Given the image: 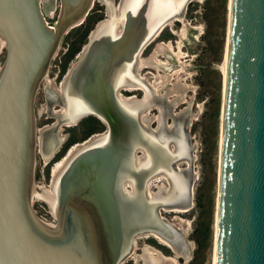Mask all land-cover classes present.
I'll use <instances>...</instances> for the list:
<instances>
[{"label":"water","instance_id":"water-1","mask_svg":"<svg viewBox=\"0 0 264 264\" xmlns=\"http://www.w3.org/2000/svg\"><path fill=\"white\" fill-rule=\"evenodd\" d=\"M102 1L109 18L91 35L61 92L42 86L43 111L55 117L39 131L43 160L65 138L58 136L59 124L84 115L105 124V134L59 169L52 198L46 189L34 190V98L63 35L83 23L93 0H58L52 23L40 0H0V264H120L135 235L144 232L157 235L182 258L190 256L182 234L159 211L190 204L194 145L187 127L198 106L190 112L191 94L187 106L172 113L183 98L182 85L173 82L155 94L136 75L141 47L163 22L180 19L188 0H120L117 17L111 0ZM119 87H140L142 97L122 100ZM53 103L63 112H52ZM150 105L159 108L154 132L148 117L142 118L144 126L138 122V113ZM221 117L213 264H264V0L229 2ZM136 149L143 151L137 161ZM180 160L187 166L176 169ZM155 174L168 188L161 185L147 197L145 182ZM32 198L46 202L53 225L37 218Z\"/></svg>","mask_w":264,"mask_h":264},{"label":"rangeland","instance_id":"rangeland-1","mask_svg":"<svg viewBox=\"0 0 264 264\" xmlns=\"http://www.w3.org/2000/svg\"><path fill=\"white\" fill-rule=\"evenodd\" d=\"M118 1L113 4L118 3ZM57 5L58 0H56V8ZM189 9L192 11L191 15L189 14ZM103 11L104 7L101 1L94 0L88 15V18L90 17L93 19V22H90V29L94 26L97 19L103 17ZM55 14L56 11L46 16V21L52 23ZM187 14L189 15L186 17V22L184 21L188 28L183 48L185 57L181 60L182 62L185 61L184 63L186 66L181 73L176 75L177 77H175V79L178 80L181 78V82L188 86L184 95L186 104H188V99L192 94L191 112L194 113L197 106H199L196 116H189L191 121L190 125L187 127L189 145H192V143L194 145V148L191 150V155L193 156L192 173H194V178L190 184V202L192 205L190 204V208L185 212L181 211L182 213L180 214L170 211H167L168 213L161 211V215L174 223L175 226H181L183 231L182 236L189 246L190 256L188 258L184 259L181 255L177 254V261L179 264H213L217 170L220 154V124L223 100V74L221 66L223 64L224 49L227 39L228 0H201L200 2H192V6L189 4L187 6ZM82 26L83 25L71 29L63 35L55 54L49 62L47 77L52 78L56 73V81H58L62 73L66 70L68 63L74 60L75 53L80 50L82 43H84L86 39L75 45L77 50L72 54L73 56L68 57L67 52L70 43L82 30ZM0 50L1 63L4 57V48L1 47ZM61 65L63 66L62 69ZM41 85L42 82L34 98L35 111L37 109L39 110L44 102ZM44 113L46 112L35 115L36 128L43 127L53 122L51 118L46 119ZM88 118H92L96 121V129L91 135L100 132L104 128L94 117H85L77 124L63 128L62 133L65 135L68 134V136L62 148L66 146V150L68 147H71L70 145H74L75 142L81 143L80 141L85 138V136H83V126L89 124L88 121H86ZM168 120H170V118ZM72 138L74 139L71 140ZM170 148H172V145H170ZM59 153L60 152H58L47 165H44V161L41 159L42 157L39 158V156L35 154L33 176L34 182H36L37 185L47 187L50 184V169H52V163L56 161V159L58 160L63 154L58 156ZM186 163L184 161V164L182 163L178 166L183 168L187 166ZM165 184L167 185L168 183L165 182ZM47 206L48 205L41 200L35 199V201H32L34 213L45 219H49V216L46 214V210H48ZM150 238L152 239L150 236L148 238L149 240H145L147 245L149 244L160 249L164 254H173L172 250L170 251L166 246L158 245L154 240H150ZM144 239L145 238L140 240L137 239L136 246L140 247L141 245H145L142 244L145 243L143 242ZM135 248L133 251L139 254L141 250L137 251ZM126 258L127 257L123 259V261L127 262L124 264H131L133 260L130 262L127 261Z\"/></svg>","mask_w":264,"mask_h":264},{"label":"bare ground","instance_id":"bare-ground-1","mask_svg":"<svg viewBox=\"0 0 264 264\" xmlns=\"http://www.w3.org/2000/svg\"><path fill=\"white\" fill-rule=\"evenodd\" d=\"M197 2H200L201 0H196ZM112 2V0H111ZM229 2L230 0H228V14H229ZM186 4V3H185ZM40 6H41V10L43 11V15L46 17V16H49L50 14L54 13L57 8H56V0H40ZM118 6V5H117ZM112 7H113V12H114V16L117 17V13L115 12V8H114V4L112 2ZM169 19H173L172 17L169 18ZM168 19V20H169ZM181 19V18H180ZM46 20V18H45ZM178 20V19H177ZM167 21V20H166ZM165 21V22H166ZM103 21H100L96 26L95 28L91 31L90 35H89V39L91 37V35L94 33V31L96 30L97 26L102 23ZM164 23V22H163ZM162 23V24H163ZM171 23V22H170ZM161 24V26H162ZM119 25L120 23L117 22V28H119ZM116 28V34L117 30ZM187 25L186 23L182 20V24H181V29L177 32L179 38L178 39H183L184 36L186 35V32H187ZM227 37H228V25H227ZM86 46V45H85ZM84 46V48H85ZM181 46H182V41H178L177 44H176V47L174 48L172 46V44L170 42L168 43H161V44H158L156 47H154V50L152 51V54L150 55L149 58L147 59H142V64L143 65H146V66H150V67H154L156 68L157 67V63H161V61L158 59V56L163 54L164 52V49H169V50H173L176 57L179 59V60H182L184 57H185V53L181 50ZM3 47V46H2ZM83 48V49H84ZM226 48H227V39H226V43H225V49H224V56H223V64H222V74H223V82H222V88H223V95H224V84H225V64H226ZM173 54V53H172ZM79 58V57H78ZM176 59V58H175ZM178 60V61H179ZM138 61V59H137ZM1 65V64H0ZM73 67V66H72ZM184 69V65L183 63L179 66V68L177 70H175L173 73L171 74H161V73H157L153 78L152 80V85L154 90L157 91L158 93L160 92V90L163 88V86L165 84H168V82H172V78L175 77L176 75H178L179 73H181V71ZM70 71V70H69ZM48 75L46 74L44 77H43V80H42V83L44 82V85L45 84H51L53 89L55 88L54 87V81L52 80V78H49L47 77ZM67 77V76H66ZM65 77V78H66ZM182 77V76H181ZM175 82V81H173ZM178 83V82H177ZM181 84V83H180ZM183 84V85H182ZM182 87L184 89V95H185V91H186V88H188V86L185 84V83H182ZM63 83L58 87V84H57V89H54L55 92L57 93H60L61 92V87H62ZM147 85V84H146ZM148 86V85H147ZM149 87V86H148ZM150 88V87H149ZM151 89V88H150ZM152 91V89H151ZM153 93V91H152ZM156 94V93H155ZM184 95H183V98H184ZM169 96V95H168ZM170 96L174 97L175 96V93H172ZM169 96V97H170ZM182 98V99H183ZM166 99H167V96H166ZM181 99V101H183ZM185 99V98H184ZM123 100V99H122ZM61 105H56V103H53L51 104V111L52 112H55V113H61L63 112L64 108L63 106H61L60 109H57L58 107H60ZM151 106V105H150ZM149 106V107H150ZM148 107V108H149ZM43 108H44V104L41 106V108L37 111H35V115H39L41 113H43ZM147 108V109H148ZM156 108L159 110L158 106H156ZM222 108V107H221ZM146 109V110H147ZM198 109H199V106H198ZM145 110V111H146ZM150 114V113H148ZM147 112H144L143 111V114L142 116L140 117V120L142 121V118L143 117H148L149 118V122L150 121H155L157 122V114L156 115H148ZM221 114H222V109H221ZM190 116V115H189ZM188 116V118H189ZM54 117V116H53ZM37 118V117H36ZM55 118V117H54ZM222 118V117H221ZM190 121H191V118H190ZM143 122V121H142ZM149 122H148V125H149ZM64 124V123H62ZM74 124V121L73 122H70V123H65V125H73ZM52 126V125H51ZM64 126V125H63ZM63 126L61 124L58 125V136L59 134L63 131L62 128ZM49 126H46L45 128H47ZM43 130L42 128H38L37 127V131H36V134H37V137H36V149H37V155L39 153L38 151V135H39V131ZM151 131H156V130H151ZM105 134V132H102V133H96V134H92L88 139H86L85 141L81 142V143H75L74 145H71V147H69V149L67 150V152L65 153V155H63L57 162H55V164L53 165V167H51L52 169L51 170V180H50V184L46 187V186H43V185H37L36 182H33L34 183V190L39 193V194H42V189H46L48 194L54 198V195L52 194V192L50 191V187L52 185V182H53V179L55 178L57 172L59 171V169L64 165V163L70 158V156L76 151L78 150L79 148L83 147L84 145L88 144L89 142H91L92 140L100 137L101 135ZM60 137V136H59ZM59 147V146H58ZM57 150V149H56ZM55 150V151H56ZM137 150V149H136ZM135 150V151H136ZM141 150V149H139ZM135 151H134V158H135ZM142 151V150H141ZM219 151H220V143H219ZM142 154H143V151H142ZM52 156V155H51ZM51 156L47 159V160H43L44 162H48L49 159L51 158ZM135 161L136 158H135ZM179 164L180 163H184L182 161H179L178 162ZM178 164V165H179ZM196 175V174H195ZM194 178V177H193ZM166 180L165 178L161 175V174H155L153 176H151V178L149 177L146 182H145V193H146V196L149 197L150 194L152 192H156L157 189L163 185L166 189L168 188V184L166 185L165 184ZM125 190H129L131 187H130V184L128 181H124L123 182V186H122ZM154 189V190H153ZM190 189H191V186H190ZM191 195V194H190ZM192 197V196H191ZM35 199H38V200H41L39 198H32L31 201H35ZM43 201V200H41ZM44 202V201H43ZM46 203V202H45ZM190 204L192 205V203L190 202ZM190 204L184 208V209H177V208H171V209H165V208H162L160 209V217H162L163 219H165L167 222H169V224H171L173 227H175L182 235H183V231L181 229V226L180 227H177L175 226L174 223L170 222L168 219H166L164 216L161 215V211H164V212H167V211H170V212H173V213H182V212H185L187 211L189 208H190ZM48 208V214H50L51 218H53V220H47V219H43L39 216H37L35 213V215L37 216V218L45 223H48V224H51L53 225L54 222H55V219L49 209V207L47 206ZM33 209V208H32ZM182 211V212H181ZM34 212V211H33ZM168 213V212H167ZM164 220V221H165ZM215 224H216V215H215ZM215 227V226H214ZM149 235H154L156 236V238L161 242V243H164V244H167L166 242H164L162 239H160L157 235L153 234V233H149V232H144V233H138L135 235V238H134V246L133 248L130 250L129 254L126 256V260L128 259V257L130 256L131 260H133L134 264H179L178 261H177V254L174 252L173 248L170 246V248L173 250V254L168 256V255H163L159 250H157L155 247H152L150 245H141L142 247L138 248L139 250H141V252L138 254L136 253V251H133L134 247L136 246V241L137 239L140 240L142 238H145V237H148ZM156 239V240H157ZM157 240V241H158ZM158 241V242H159ZM159 242V243H160ZM214 242H215V236H214ZM166 245V246H167ZM138 247V246H137ZM213 263H214V254H213Z\"/></svg>","mask_w":264,"mask_h":264},{"label":"flooded vegetation","instance_id":"flooded-vegetation-1","mask_svg":"<svg viewBox=\"0 0 264 264\" xmlns=\"http://www.w3.org/2000/svg\"><path fill=\"white\" fill-rule=\"evenodd\" d=\"M94 1V0H93ZM101 1V4L103 5V7H104V11H103V17L102 18H100V19H97V21H96V23L94 24V26H96L100 21H105V20H107L108 18H109V10H108V8H107V6H106V9H105V3L102 1V0H100ZM116 1H118V0H112V2L114 3V2H116ZM196 0H188L187 2H186V4L184 5V9H183V14H182V17H181V19H179V18H177V17H172L173 19H169V20H167L166 22H164L163 24H162V26H160L158 29H157V31L153 34V36L141 47V49H140V51L138 52V55H137V59H138V61H136V75L145 83V84H147L151 89H152V91H153V93H156V94H160V93H163L164 91H166L170 86H171V84L173 83V81H175V82H178V83H181L182 84V82H181V78L180 79H175V77H177V76H175V77H173L172 78V82H168V84H165L164 86H163V88L160 90V92L158 93L157 91H155L154 90V88H153V86H151L152 85V80L154 79L153 77L157 74V73H161V74H171V73H173L175 70H177L178 68H179V66L183 63V65H184V68H185V61L184 62H182L181 60H179L177 57H176V55H175V53H174V51L173 50H169V49H164V52H163V54H161V55H159L158 56V59L161 61V63H157L156 65H157V67L156 68H154V67H150V66H146V65H143L141 62H142V59H147V58H149L150 57V55L152 54V51L154 50V47H156L158 44H165V43H168V42H170L171 44H172V46L175 48L176 47V44H177V42L178 41H182V46H181V50L183 51V52H185L184 51V40H185V38H186V35L184 36V38L183 39H178L179 38V36H178V34H177V32L181 29V24H182V20L183 21H185L186 20V17L190 14H192L191 12V9H189V14H187V6H188V4L190 5V6H192V2H195ZM197 2V1H196ZM119 4H120V0L118 1V3H115L114 4V8H115V12L117 13L118 12V7H119ZM92 5H93V3H92ZM118 5V6H117ZM92 7V6H91ZM105 10H106V12H105ZM56 13H57V10H56ZM89 13H90V11H89ZM89 13H88V15H89ZM118 14V13H117ZM187 14V15H186ZM88 15L86 16V17H88ZM55 16H56V14H55ZM118 16V15H117ZM90 18V17H89ZM91 19V18H90ZM178 19V20H177ZM91 22H93V21H91ZM171 22V23H170ZM186 22V21H185ZM85 23V24H84ZM86 24H87V21H86V18L84 19V21H83V23L81 24V25H83L82 26V28L83 27H85L86 26ZM90 22L88 23V25H89V28H88V30H87V32H86V34H85V37H84V40L86 39V41L84 42V43H82V46H81V48H80V50L79 51H75L74 53H75V55H74V60H72L70 63H68V66H67V68H66V70L62 73V75H61V78L58 80V81H56V78H57V74L55 73V75L52 77V80L54 81V89H57L62 83H64V81H65V77L67 76V74L69 73V70L72 68V66L75 64V62L78 60V57L80 56V54L82 53V51H83V48H84V46L88 43V41H89V35H90V33H91V30L92 29H94L95 27L93 26L91 29H90ZM81 25H79V26H81ZM79 26H77V27H79ZM178 26H179V29H178ZM76 28V27H75ZM72 29H74V28H72ZM119 29V30H118ZM71 30V29H70ZM117 33L119 34L120 33V30H121V27H120V25H119V28H117ZM173 53V54H172ZM73 56V55H72ZM176 58V59H175ZM179 60V61H178ZM185 60V59H184ZM141 61V62H140ZM62 66V65H61ZM60 66V67H61ZM63 68V66L61 67V69ZM63 71V70H62ZM61 71V72H62ZM171 72V73H170ZM175 79V80H174ZM57 84H58V87H57ZM44 85V82L42 83V85H41V87ZM183 85V84H182ZM188 91H190V90H188ZM42 92H43V90H42ZM116 94H117V96L120 98V99H123V100H133V99H140L141 97H142V94H143V90H142V88H140V87H134V88H125V87H119V88H117V91H116ZM170 96V95H169ZM167 96V99H169V98H172V96ZM43 99H44V95H43ZM183 101H180V102H178L177 104H175L173 107H172V109H171V112L173 113V112H177V111H179V110H181V109H183V108H185L186 106H187V104H186V101H184V98L182 99ZM44 102L42 103V104H45V100H43ZM188 101H189V99H188ZM191 103H192V101H191ZM56 105H58V104H56ZM191 106V105H190ZM61 108V106L60 107H58L57 109H60ZM190 110V109H189ZM37 112H38V109L36 110ZM157 111H158V109L156 108V105H151L146 111H144V112H147V114L148 113H150V114H148V115H150V116H152V115H156L157 114ZM154 112V113H153ZM190 112H191V110H190ZM45 115H46V113H44ZM142 114H143V112H139L138 113V122H139V124L141 125V126H144V123L140 120V117L142 116ZM88 116H91V115H84V116H82V117H80L76 122H74V124L73 125H75V124H77L81 119H83V118H85V117H88ZM91 117H94V116H91ZM48 118H51V119H53V122L52 123H50V124H47V125H44L43 127H38V128H42V129H44L46 126H51V125H53L54 124V122H55V119L53 118V116H47L46 115V119H48ZM95 118V117H94ZM170 117H166V119H165V124H169L170 123V120H168ZM95 119H97V118H95ZM101 124H102V126L104 127L100 132H98V133H102V132H104V130H105V124L104 123H102L99 119H97ZM62 126H63V128L64 127H69V126H73V125H65V123L64 124H61ZM188 125H190V121H189V124ZM148 127H149V129L150 130H156V128H157V122H155V121H150L149 122V125H148ZM63 128H62V130H63ZM63 132V131H62ZM60 133L59 134V136L60 137H63V136H65V138H64V140L61 142V144L59 145V147L57 148V150L52 154V156H51V158L49 159V161L48 162H43L44 163V165H47L50 161H51V159L55 156V155H57V153L58 152H60L61 151V149H62V147H63V143L65 142V140L67 139V136H68V134L67 135H65V134H63V133ZM96 134V133H95ZM170 145H172V148H173V144L172 143H169V149H170ZM141 155H143L142 154V151L141 150H139V149H137L136 151H135V158H136V160H137V158L139 157V156H141ZM38 156H39V158L41 157L40 156V154L38 153ZM42 159V158H41ZM180 161H182V162H184L185 160H180ZM179 161H177L176 163H175V168L176 169H181L179 166H178V163ZM185 163H186V161H185ZM53 165H54V162L52 163ZM180 164H182V163H180ZM184 164V163H183ZM186 165H187V163H186ZM53 167V166H52ZM184 167H186V166H184ZM183 167V168H184ZM151 178V177H150ZM167 213V212H166ZM152 237V239L150 238V240H154L158 245H160V246H166L167 244H164V243H161L157 238H156V236H154V235H149L148 237H145V239H144V241L143 242H145V240L146 239H148L149 237ZM160 242H158L157 240ZM149 240V239H148ZM142 244H147L146 242L145 243H142ZM149 245V244H148ZM150 246H152V245H150ZM136 247V248H135ZM134 248L137 250V251H139V246L137 247V246H135ZM141 247V246H140ZM153 247V246H152ZM170 251L172 250L171 248H170V246H166ZM157 249V248H156ZM157 250H159L163 255H167V254H164L160 249H157ZM172 252H173V250H172ZM171 255V254H170ZM170 255H168V256H170ZM127 261H130L131 262V259H130V256H129V258L127 259ZM124 263H127L126 261H122L120 264H124ZM131 264H134L133 263V261L131 262Z\"/></svg>","mask_w":264,"mask_h":264},{"label":"trees","instance_id":"trees-1","mask_svg":"<svg viewBox=\"0 0 264 264\" xmlns=\"http://www.w3.org/2000/svg\"><path fill=\"white\" fill-rule=\"evenodd\" d=\"M86 21H87V24H86V26L85 27H83L82 28V30L79 32V34L74 38V40L70 43V47H69V49H68V52H67V56L68 57H70V56H72V54L77 50V47H75V45L76 44H79V43H81V42H83V40H84V37H85V34H86V32H87V30H88V28H89V25H88V23L89 22H91V21H93V19H90V18H88V17H86ZM86 121H88V125H85V126H83V136H88L89 134H91L92 132H94V130L96 129L95 127V124H96V121L94 120V119H92V118H88ZM95 134V133H94ZM74 138H72L71 140H73ZM71 140H69V141H71ZM68 141V142H69ZM65 148H66V146H64ZM65 148H62L61 149V151H60V153L58 154V156L59 155H61L64 151H66L65 150ZM62 155H64V153L62 154ZM62 156H60V158H61ZM59 158V159H60ZM58 159V160H59ZM57 159H56V161H54V162H57L58 161ZM49 164V163H48Z\"/></svg>","mask_w":264,"mask_h":264},{"label":"built area","instance_id":"built-area-1","mask_svg":"<svg viewBox=\"0 0 264 264\" xmlns=\"http://www.w3.org/2000/svg\"><path fill=\"white\" fill-rule=\"evenodd\" d=\"M46 214L49 216V219H47V220H53V218H51L50 214H48V210H46ZM43 219H45V218H43Z\"/></svg>","mask_w":264,"mask_h":264}]
</instances>
